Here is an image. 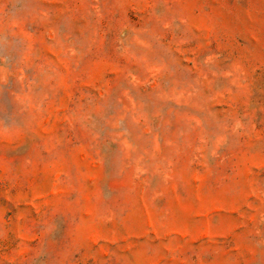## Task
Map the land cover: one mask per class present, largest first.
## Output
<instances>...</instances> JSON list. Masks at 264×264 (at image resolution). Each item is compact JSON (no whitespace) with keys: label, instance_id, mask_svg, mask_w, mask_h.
<instances>
[{"label":"rangeland","instance_id":"obj_1","mask_svg":"<svg viewBox=\"0 0 264 264\" xmlns=\"http://www.w3.org/2000/svg\"><path fill=\"white\" fill-rule=\"evenodd\" d=\"M0 264H264V0H0Z\"/></svg>","mask_w":264,"mask_h":264}]
</instances>
